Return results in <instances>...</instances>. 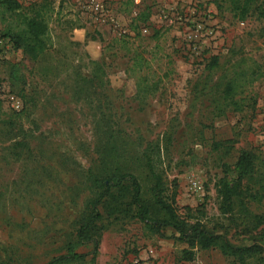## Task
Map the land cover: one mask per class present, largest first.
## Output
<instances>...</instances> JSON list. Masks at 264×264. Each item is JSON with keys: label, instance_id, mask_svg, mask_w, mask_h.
I'll use <instances>...</instances> for the list:
<instances>
[{"label": "rangeland", "instance_id": "rangeland-1", "mask_svg": "<svg viewBox=\"0 0 264 264\" xmlns=\"http://www.w3.org/2000/svg\"><path fill=\"white\" fill-rule=\"evenodd\" d=\"M47 1L43 58L32 60L0 36V117L21 111L17 121L33 147L30 160L29 153L17 159L0 127V256L43 264L66 253L88 192L85 175L96 155L98 124L74 79L75 73L89 75L93 62L102 64L107 81L94 96L95 108L114 113L113 122L133 141L171 135L164 169L168 185L177 189L179 212L190 207L233 244H252L256 234L242 233L252 228L249 220L220 212L217 182L240 151L264 157V21L239 20L220 0ZM144 13L147 22L136 20ZM2 29L0 24V35ZM214 57L220 65L212 69ZM257 67L260 72L251 76ZM235 71L251 79H242L234 93L241 111L222 100ZM250 209L264 215V203ZM174 235L171 228L160 237L136 220L116 221L103 231L94 263L88 244L77 248L86 260L73 264H132L137 258L231 264L218 250H199L195 259L184 260L187 245Z\"/></svg>", "mask_w": 264, "mask_h": 264}, {"label": "trees", "instance_id": "trees-1", "mask_svg": "<svg viewBox=\"0 0 264 264\" xmlns=\"http://www.w3.org/2000/svg\"><path fill=\"white\" fill-rule=\"evenodd\" d=\"M220 1L219 6H225L239 20L253 17L264 21V0ZM50 7L47 0L31 3L26 9L18 0H0V24L3 27L0 36L8 38L16 49L23 50L32 60H40L49 47L47 15ZM148 19L149 15L144 13L136 20L145 23ZM93 63L96 68L89 75L82 77L75 73L77 78L74 79L78 94L84 96L86 104L91 111L94 110L98 119L92 150L96 155L89 160L85 175L88 192L72 223L74 228L68 234L69 241L64 244L66 253L43 264L84 262L88 254L78 252L77 248L88 244L94 246L89 253L94 263L103 231L122 220H136L150 234L160 237H166L168 228L175 230L178 235L174 238L187 245L182 250L186 261L195 259L199 250H218L231 264H264V246L258 241H264V215L250 209L251 205L264 203V157L252 150L240 151L233 164L224 165V174L217 182L222 215L230 216L233 221L238 215L243 223L249 220L252 228L243 229L242 233H255L257 236L252 244L235 245L227 232L218 233L215 231L217 227L210 230L192 208H186L185 214L177 209V189L168 185L164 169L172 145L171 135L158 140L133 141L131 133L127 135L117 120L113 122L114 113L107 114L101 105L95 108L98 101L94 96L103 91L100 89L107 86V81L102 76L105 74L102 64ZM219 65V58L214 57L209 67L213 69ZM240 72L235 71L228 78L222 98L226 106L233 105L239 111L242 110L241 103L233 98L234 93L242 79L251 82L246 77V71ZM258 72L260 67L253 69L250 75L255 76ZM21 115V111H14L10 119L0 117L1 133L11 141L9 148L17 159L29 153L25 157L30 160V152L33 153L31 135L23 134V124L17 121ZM1 256L0 264H32Z\"/></svg>", "mask_w": 264, "mask_h": 264}, {"label": "built area", "instance_id": "built-area-1", "mask_svg": "<svg viewBox=\"0 0 264 264\" xmlns=\"http://www.w3.org/2000/svg\"><path fill=\"white\" fill-rule=\"evenodd\" d=\"M21 3L27 4V3H33L35 1H39V0H18ZM197 186V185H196ZM132 264H154L152 259L150 258H137L133 261Z\"/></svg>", "mask_w": 264, "mask_h": 264}]
</instances>
